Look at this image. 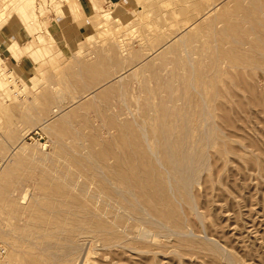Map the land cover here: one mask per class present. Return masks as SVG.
Here are the masks:
<instances>
[{
	"label": "rangeland",
	"instance_id": "374dc122",
	"mask_svg": "<svg viewBox=\"0 0 264 264\" xmlns=\"http://www.w3.org/2000/svg\"><path fill=\"white\" fill-rule=\"evenodd\" d=\"M103 1L81 19L79 0H0L1 46L44 60L24 79L0 57V264H264V0ZM207 109L240 141L209 169ZM185 145L196 206L162 208L176 233L160 228L140 252L83 229L79 253L51 256L87 226L94 167L169 169Z\"/></svg>",
	"mask_w": 264,
	"mask_h": 264
},
{
	"label": "bare ground",
	"instance_id": "6f19581e",
	"mask_svg": "<svg viewBox=\"0 0 264 264\" xmlns=\"http://www.w3.org/2000/svg\"><path fill=\"white\" fill-rule=\"evenodd\" d=\"M5 76L10 78V75H8L7 73ZM0 77L3 79L4 75L2 76L0 75ZM205 115H206V119L205 118L204 119L206 123V129H205L204 140H205L206 149H205L203 164L206 167V169H209L210 167H212V161H216L218 159V160H222L223 162L225 159H228V157L231 154L238 155L235 146L234 148H232V145L229 146L227 142L228 140L229 141L232 140L235 143H239L240 141L233 134L228 135L227 132L222 127L217 125L214 122L212 114L208 111V109L206 110ZM176 157L178 159H176ZM114 159H115L114 164L112 165L108 164L102 167L98 166L96 168L94 167V170H92L89 173L88 175V177L90 176L89 179H91V177H93L92 181H94L95 179V184L93 185L96 186L95 187L96 189H94L96 191L90 190L91 186L88 185L90 183L89 180H87L89 181V183L85 180H82V182L83 181L86 182L87 185L81 187L85 196L84 197L85 200H83L85 201V203L84 205H82L83 207L82 211L84 214L83 215L81 214V219H87L88 221L87 226L80 225L77 227L75 225L77 227V229H75L77 232L74 231L75 232L74 234L75 235L78 234V235L77 236L74 235V236L78 238L76 239L74 237L76 239L74 240L72 239L73 236L67 237V235H65V237L67 238L66 239L64 238L65 241L62 240L65 243L63 244L62 252L60 251L61 254L54 251L51 254L53 258L60 260L63 257L66 258L67 256L79 253L82 249L80 240L83 239L79 237L83 236L80 235L83 234L81 233L83 229L86 230L84 234L88 240L90 241L92 240L94 242L100 241L102 243V247H106V248L116 247L120 249L123 248L126 249V248H130L131 244L137 242V246L138 244H140V248L138 246L140 252L143 251L148 252L150 249H146L147 246L144 245V243H148L152 241L151 238L158 236L159 235L158 231L160 228L167 229L166 232L168 234L176 233V232H172L171 229L165 226L166 222H164L163 213L166 215L167 213L163 210L164 207H170L172 205L171 201L173 203L175 199L176 200L177 198L183 199V197H185V199L188 200V202L189 201L191 202L190 209L195 208L196 206L194 203L195 197L193 198L192 196L193 194L191 193V187L193 181H195L193 179L194 178L193 173L194 171H196V169L193 168L194 151L191 149V146L185 145V147L181 150L179 154L178 153L172 154L171 157L172 162L171 163L169 162L171 166L169 167V169L163 168V170H161L152 166L145 167L144 165L145 163L143 164V162L140 168L137 169L136 166V167H131L130 169L122 163L123 161L121 158L116 157ZM210 160H211V165H210ZM255 160H257V157L255 158ZM226 162L227 161H225V163ZM200 163H202V161L199 162V164ZM81 175L82 177H84L87 174L84 175L83 172V174L81 173ZM67 186L70 185L67 184ZM180 192L183 194H181ZM60 194L61 193H59L58 195ZM90 198L95 200V202ZM60 199L62 200L61 197ZM75 200L77 201V199ZM62 204L63 203H61L60 205ZM100 208L102 209L100 210ZM182 210H184L183 207ZM108 216L110 217V220H108L109 219ZM97 217L101 218L99 219L100 222H95L93 223L92 226L89 225L92 222V219ZM146 218L147 219L149 218V220L147 222H143V220H145ZM131 229H133L134 232V235L132 236L131 233L133 232H131ZM108 235H112L115 241H109ZM85 236L83 237L85 238ZM44 247L46 248L55 247V244H49V245L46 244ZM136 247L133 246L131 248L133 250L134 249L136 250L138 249ZM212 248L213 249H210V251L212 250L213 252H217L220 254L219 251L220 248H218L217 245L216 246L215 244L214 246L212 245ZM173 252L176 253V251ZM221 257L224 260L227 259V256H225V254L221 255Z\"/></svg>",
	"mask_w": 264,
	"mask_h": 264
},
{
	"label": "crops",
	"instance_id": "0c3cea01",
	"mask_svg": "<svg viewBox=\"0 0 264 264\" xmlns=\"http://www.w3.org/2000/svg\"><path fill=\"white\" fill-rule=\"evenodd\" d=\"M80 7L79 13L81 19L85 16L92 14L95 11V5L103 4L105 6V2L103 0H79ZM116 9V7L111 5L112 12ZM80 19V20H81ZM77 32L81 33V28L79 25L76 27ZM0 57L3 60L4 67L14 70V72L18 73L24 79H28L32 77V73L39 68L42 70L44 60L42 58H36L35 60L30 56H26V58L22 61L18 58H14L10 52H8L6 47H2L0 44Z\"/></svg>",
	"mask_w": 264,
	"mask_h": 264
}]
</instances>
